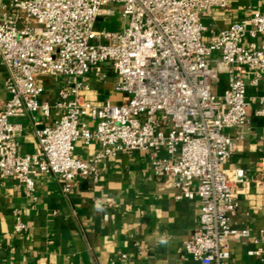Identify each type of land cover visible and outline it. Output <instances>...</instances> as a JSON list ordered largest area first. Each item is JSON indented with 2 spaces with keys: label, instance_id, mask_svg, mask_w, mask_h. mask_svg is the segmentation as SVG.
<instances>
[{
  "label": "built area",
  "instance_id": "2783aa9c",
  "mask_svg": "<svg viewBox=\"0 0 264 264\" xmlns=\"http://www.w3.org/2000/svg\"><path fill=\"white\" fill-rule=\"evenodd\" d=\"M233 0H0V62L6 67L8 99L0 109V173L19 180L36 199V176L51 174L70 191L77 178L99 184L101 162L118 152L147 151L158 177L172 179L178 196L199 198L200 214L185 241L195 262L229 264L230 247L250 237L232 225L237 209L235 186L242 168L224 164L245 137L254 100L264 117V93L249 97L244 73L257 84L264 75V0L250 15L205 38L202 21ZM127 23L118 30L97 28L100 17L116 13ZM250 38L245 44V39ZM115 72L114 90L123 104L98 101L81 77ZM225 73L221 95L214 82ZM44 77L59 78L57 96L44 99ZM28 115L39 148L23 154L15 121ZM40 115L51 119L44 124ZM226 129H238L236 137ZM97 140L100 149L88 160L75 154L76 143ZM264 195V171L255 178ZM257 205V203H256ZM109 218L104 214V219ZM27 224L17 213L14 230ZM248 254L264 263V229ZM125 257V255H123Z\"/></svg>",
  "mask_w": 264,
  "mask_h": 264
},
{
  "label": "crops",
  "instance_id": "0c3cea01",
  "mask_svg": "<svg viewBox=\"0 0 264 264\" xmlns=\"http://www.w3.org/2000/svg\"><path fill=\"white\" fill-rule=\"evenodd\" d=\"M262 5V0H233L227 10L215 9L204 15L212 30L224 29ZM116 11V8L109 7ZM106 17V16H103ZM103 17H100L99 20ZM99 20L97 28L99 27ZM102 27H106L103 25ZM118 30V29H117ZM250 38L245 39V44ZM6 67L0 62V109L8 99ZM116 75L111 64H102L100 73L92 72L81 79L92 88L91 96L98 101L110 99L123 104L127 96L114 90ZM249 97L257 99L264 93V75L257 84L253 74L244 73ZM44 99L57 96L59 78L44 77ZM223 73L213 84L221 95L227 87ZM260 107L254 100L244 139L236 140V148L225 162L226 169L242 168L244 179L235 186L238 206L231 223L250 230V237L231 244L229 264H264L248 251L258 246L255 241L264 229V195L259 197L255 178L258 168L264 171V117L256 113ZM44 124L51 119L40 115ZM21 125L17 132L20 152L34 153L39 148L36 127L28 115L16 118ZM236 137L238 129H226ZM100 145L97 140L86 144L79 140L75 154L90 159ZM99 184L92 178H77L70 191L55 175L38 174L33 199L17 179L0 173V264H175L193 262L185 253L200 214L199 198L178 196L172 179L158 177L151 169L149 153L118 152L101 162ZM257 203V205H256ZM17 213L27 229L14 230ZM104 214L109 218L104 219ZM125 255V257L123 256ZM195 263V262H193Z\"/></svg>",
  "mask_w": 264,
  "mask_h": 264
},
{
  "label": "rangeland",
  "instance_id": "374dc122",
  "mask_svg": "<svg viewBox=\"0 0 264 264\" xmlns=\"http://www.w3.org/2000/svg\"><path fill=\"white\" fill-rule=\"evenodd\" d=\"M110 6L116 8V10H119V6L117 4H111ZM202 21L205 25H207L205 19H202ZM123 24L125 26L127 23L123 20V18H121L120 15H116L113 17L106 16L99 20V27L105 25L110 30L121 29L123 27Z\"/></svg>",
  "mask_w": 264,
  "mask_h": 264
}]
</instances>
